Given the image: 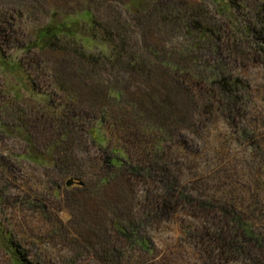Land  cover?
<instances>
[{
	"label": "rangeland",
	"instance_id": "1",
	"mask_svg": "<svg viewBox=\"0 0 264 264\" xmlns=\"http://www.w3.org/2000/svg\"><path fill=\"white\" fill-rule=\"evenodd\" d=\"M86 11L98 22L100 44L87 48L92 57L80 55L70 38L58 50L37 48L38 29L54 16ZM262 18L264 0H0L7 59H0V264L13 263L11 244L33 264H240L206 248L203 220L220 212H200L187 197L196 188L230 193L263 228L264 200L255 196L264 197V35L247 29L260 28ZM80 34L90 32L83 26ZM105 36L115 43H103ZM112 50L117 57H104ZM205 60L248 82L234 123L218 109L198 115L181 95L182 77L197 97L212 88L197 77ZM164 98L173 134L158 150ZM100 114L97 142L90 129ZM115 151L127 164L109 165ZM130 161L154 169L167 163L170 175L187 181L177 211L157 206L169 194L162 189L168 177L136 175ZM68 179L83 185L66 186ZM141 219L153 253H111L126 245L113 223Z\"/></svg>",
	"mask_w": 264,
	"mask_h": 264
},
{
	"label": "trees",
	"instance_id": "2",
	"mask_svg": "<svg viewBox=\"0 0 264 264\" xmlns=\"http://www.w3.org/2000/svg\"><path fill=\"white\" fill-rule=\"evenodd\" d=\"M227 1L228 3H233L234 0ZM94 18L95 17L91 14L90 11H86L77 16L69 14L61 20H58L57 16H54V18H52V21H50L46 26L38 29L35 36V44H37L38 49L49 48L58 50L59 48L63 47V43H66L64 42L65 38H70L72 39L70 41L77 45V49L80 55L85 57H92L93 54H88L87 48H89L92 44H100V42H98L99 40L97 39L98 22ZM260 24V28L252 27L247 29L249 32L251 31V33H259L260 36L264 35V18L260 19ZM83 26L88 29L90 35L80 34V32H82ZM211 34L214 35V33ZM112 41H114L112 36L111 38H107L105 36V40L102 42L108 44ZM117 53L118 52H115V50H112L109 55H103L110 60L111 57H113V54L117 57ZM219 54L220 56L224 57V53L222 51L219 52ZM97 57L98 54H96V59L94 61L95 63L99 61ZM0 59L7 60L1 52ZM89 61L91 62L92 59H89ZM202 66H204V70H201L200 68L201 73L198 74L197 77L203 79L201 83L203 87L209 85L212 86V88L207 92V94L201 95V97H197L196 95L192 94V92L189 93V85L188 83H185V77H182L181 80L177 81L181 89V95L183 97H187V99L190 101V110L197 113L198 115H200V113H203L204 117H208L211 114H214V112L218 109L221 111V114H224L227 119H232L234 123L236 121L234 120L236 117L234 115V112L237 113L241 109L243 110L246 106L244 100L245 96L247 95L245 89L248 86V82L245 80L246 78L244 76H241L240 74L233 75L224 67L222 69L221 66L217 63L211 62V60H205V62L202 63L199 61V67ZM19 68L20 70H22L24 66L22 64H19ZM205 70L207 71V73L204 76L202 72L204 73ZM24 73L25 75L22 74V76H29L25 70ZM194 85H198L197 80ZM111 93L115 94L116 97L122 95V93L119 91H112ZM167 97L170 98V96ZM168 101L169 100H167V98H164L162 101H160V105L158 107V110L160 112H165L167 108V111H171V106ZM162 104H165L164 107L162 106ZM154 110H151L149 113L152 116L158 117L159 113L156 110V112H154ZM144 112L147 113L146 110H144ZM160 115L162 120L161 123H159V125H161L159 131L161 135L160 138L157 139L158 145H156L158 150L163 148V144H160L162 140L166 142V137H171V135L173 134L170 126L165 125V121L170 120V113L165 112ZM183 118L184 119L181 118V122L186 119V116H183ZM99 121L100 123L103 121L102 114H100L96 118V127L93 126L90 129L91 133L94 132V134L96 135L97 142L101 137L98 133L99 129L97 128V123ZM202 126V121L198 120L196 130H199ZM163 135L165 137L161 138V136ZM255 143L256 142L254 141V144ZM195 144L198 145L197 142ZM195 152L199 154V150H196ZM112 154V156L107 158V162L109 163V165H111L112 167H119L127 164L125 163L126 157H123L121 155V151H115L112 152ZM33 156L36 162L44 165V159L42 158L44 156H41L39 154ZM249 159L251 160L252 165L255 167V156L252 155L249 157ZM155 161L157 162L156 164L159 163V160L157 158L155 159ZM52 163L55 164V162ZM130 164L131 170L133 171L132 173H136V175H140L141 173L144 175L145 173L147 176L151 172H157L160 174L159 177L161 176L160 179L162 180L163 178L168 177L169 182H165V184L163 183L162 189L165 190L164 192L169 191L170 195H164L166 198H163V196L160 195L157 201V206H159L158 209L165 210V212L169 211V213L177 211L179 209L178 207L181 202L180 196H185L187 181L182 180L180 176L178 177L176 175H170L169 167L166 166L167 163H165V165L163 164V166H157L158 168L156 169H154V167L147 168L145 166H140L139 164L131 161ZM196 189V196L193 197L190 195L189 197H186L194 201L197 206V210L201 209L202 211L200 210V212H204L208 209H214L220 212L219 218H211L210 222L203 220L205 223V225H202L204 230H201L199 238L201 241H203V243H206V248L217 250L218 253L223 255L226 260H236L240 264H264V225L263 228L258 226L255 218L245 213L246 206H244V204L240 206L239 204H237V202L233 201L230 193L221 194L218 197H214L212 195L210 196L209 194L205 195L203 191H200V189L198 188ZM255 198V200H264V197L259 193L255 196ZM228 199L232 202H229ZM171 201H176V203L175 206H173L171 210H169L167 209V203ZM200 212H197V215H199L198 213ZM141 222L144 223L145 220H128L125 222H120L118 220L113 223L115 231L120 236H122V238L124 239L123 241H125L126 245L123 249L126 250L125 252H122L121 250L123 249H120L117 246H113V248H111L110 250L111 253H116V256H118L119 258L125 257V254L129 252V250L137 251L139 253H142L143 255H150L153 253V246L150 240L147 239V237L143 236V234H141ZM11 246L13 254L12 264H33L31 262H28L26 258L21 255L20 251L16 248L15 245L11 244Z\"/></svg>",
	"mask_w": 264,
	"mask_h": 264
},
{
	"label": "water",
	"instance_id": "3",
	"mask_svg": "<svg viewBox=\"0 0 264 264\" xmlns=\"http://www.w3.org/2000/svg\"><path fill=\"white\" fill-rule=\"evenodd\" d=\"M73 184H76V185H82L83 182H82V181H76V180H74V179H68V180L66 181V186H71V185H73Z\"/></svg>",
	"mask_w": 264,
	"mask_h": 264
}]
</instances>
